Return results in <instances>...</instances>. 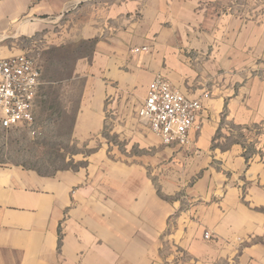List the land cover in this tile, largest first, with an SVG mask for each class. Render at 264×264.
I'll use <instances>...</instances> for the list:
<instances>
[{"label":"crops","instance_id":"obj_1","mask_svg":"<svg viewBox=\"0 0 264 264\" xmlns=\"http://www.w3.org/2000/svg\"><path fill=\"white\" fill-rule=\"evenodd\" d=\"M203 1L0 0V56L23 35L93 42L73 72L85 81L76 136L101 137L111 108L141 151L108 174L103 143L78 170L0 163V264H264V132L251 130L264 129V26L240 60L228 37L208 53L185 30ZM157 74L191 98L210 94L186 145L161 148L138 115ZM232 127L242 138L223 146Z\"/></svg>","mask_w":264,"mask_h":264},{"label":"rangeland","instance_id":"obj_2","mask_svg":"<svg viewBox=\"0 0 264 264\" xmlns=\"http://www.w3.org/2000/svg\"><path fill=\"white\" fill-rule=\"evenodd\" d=\"M202 3L200 7L205 8V12L200 13L198 24L185 28L188 35L198 37L204 44L210 42L209 50L208 47L204 49L208 53L215 52L217 43L223 42V37L229 38L225 43L231 44L232 58L235 56L240 60L241 53L254 52L249 39L254 36V23L264 26V0H204ZM43 35H23L10 38L4 43L7 50L5 55L26 53L36 60L42 69V83L36 100L35 132L29 127L0 128V163L22 165L42 174H56L66 169L78 170L88 166L102 143L103 148L108 145L103 158L107 160L105 166H102L104 173L111 171L109 164L112 162H134V154L138 156L141 151L135 146L136 142L133 144L131 132L125 133L114 123L111 108H107L108 120L101 137L76 136L75 121L85 81L75 78L73 72L78 59L91 54L93 42L83 40L56 45L47 41ZM232 128L234 135L231 140L224 141L223 146L241 140L240 130ZM251 130L253 134L264 132L260 127ZM122 131L130 139L119 138ZM151 133L161 141L159 136ZM159 146L167 147L163 143ZM111 147L117 151L109 153ZM128 148L130 152L126 151ZM169 157L167 155L162 163L171 162ZM147 173L154 181H158V173L153 164L148 166Z\"/></svg>","mask_w":264,"mask_h":264},{"label":"built area","instance_id":"obj_3","mask_svg":"<svg viewBox=\"0 0 264 264\" xmlns=\"http://www.w3.org/2000/svg\"><path fill=\"white\" fill-rule=\"evenodd\" d=\"M148 47L135 48V52ZM42 83V69L26 53L0 56V128H34L36 100ZM203 97L191 98L162 74L149 83L138 114L167 146L186 145L190 131L199 128L197 119L203 109ZM33 132L35 130L33 129ZM209 237V233H205Z\"/></svg>","mask_w":264,"mask_h":264}]
</instances>
